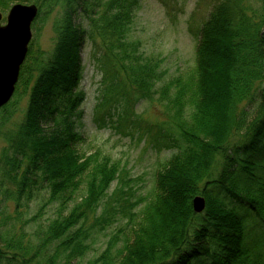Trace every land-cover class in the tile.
Masks as SVG:
<instances>
[{"label": "trees", "instance_id": "obj_1", "mask_svg": "<svg viewBox=\"0 0 264 264\" xmlns=\"http://www.w3.org/2000/svg\"><path fill=\"white\" fill-rule=\"evenodd\" d=\"M11 1L35 2L34 23L51 18L55 37L48 53L33 50L32 39L17 85L28 91L25 113L17 128L3 132L0 264H76L92 232L123 214L126 223L137 217L131 237L117 253L106 247L88 264H264V0H196L208 9L194 66L168 79L162 59L128 38L141 0H0V6ZM158 1L172 21L185 5ZM87 40L100 52L94 62L103 84L94 122L167 138L174 148L149 197L132 199L133 177L102 148L77 149L76 87ZM156 94L167 119H128L136 102ZM116 102L123 113L113 109ZM12 103L0 109V123ZM195 194L205 198L200 213L192 207ZM143 201L137 213L124 210ZM46 207L52 213L44 220ZM24 223L34 227L28 232Z\"/></svg>", "mask_w": 264, "mask_h": 264}, {"label": "rangeland", "instance_id": "obj_2", "mask_svg": "<svg viewBox=\"0 0 264 264\" xmlns=\"http://www.w3.org/2000/svg\"><path fill=\"white\" fill-rule=\"evenodd\" d=\"M192 5V0H189L184 13L178 15L177 22L171 23L157 0H141V6L133 17L128 38L140 41L141 48L146 54L155 55L162 59L161 64L166 71L165 79L179 74L185 75L193 67L196 38L188 26ZM6 7L0 6L2 13L0 23L5 21L9 6ZM198 11L203 14L205 9L200 7ZM199 17V14L196 13L193 16V22ZM37 26L41 28L35 35V27ZM35 27L32 24L34 35L32 49L35 50L40 47L45 53H48L54 45L55 37L52 19L49 18L43 24L37 21ZM82 56L84 62L83 78L78 87L83 92L80 106L83 108L84 116L79 130L84 140L77 144V149L82 154H88L96 148H102L106 153L118 159L123 165V169L129 171L130 176L134 178L132 182L136 191L134 197L139 198L138 196L142 194L149 197L153 189L155 173L160 167V162L170 154V149L153 143L149 137L139 133L135 132L133 136L121 135L109 127H97L90 120V114L99 92V74L94 68V54L89 42L84 46ZM18 91L12 100L14 103H12L11 115L5 122L0 123V151L5 144L3 132L17 128L25 113L28 91L21 92L23 91L22 85H19ZM118 108L121 109V106ZM135 111L151 120L162 119L165 116L162 105L156 100H141ZM114 183L110 185L109 191L113 189ZM39 202V199L31 200L29 210L31 214L37 209ZM8 203L12 205L11 201ZM100 209V207L97 209L96 215H99ZM51 213L52 207H46L42 210L41 217L45 220ZM27 215L25 213V216ZM133 223L127 224L126 217L120 215L116 221L104 229L94 230L86 240L87 249L77 258L76 264H88L89 261L98 257L106 247H109L112 254L117 253L122 241L127 236L131 237ZM24 225L28 232L34 227L33 223L30 225L24 223ZM113 235H117V238L111 243L109 241Z\"/></svg>", "mask_w": 264, "mask_h": 264}, {"label": "water", "instance_id": "obj_3", "mask_svg": "<svg viewBox=\"0 0 264 264\" xmlns=\"http://www.w3.org/2000/svg\"><path fill=\"white\" fill-rule=\"evenodd\" d=\"M37 13L35 4H14L8 13L7 23L0 26V106L8 101L18 77L27 44L31 37L30 24ZM195 211L204 207L201 196L193 198Z\"/></svg>", "mask_w": 264, "mask_h": 264}]
</instances>
